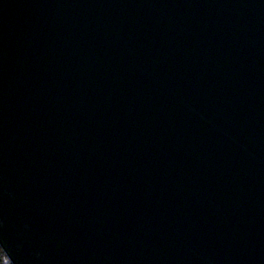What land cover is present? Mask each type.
<instances>
[{
    "label": "water",
    "instance_id": "obj_1",
    "mask_svg": "<svg viewBox=\"0 0 264 264\" xmlns=\"http://www.w3.org/2000/svg\"><path fill=\"white\" fill-rule=\"evenodd\" d=\"M0 246L264 264V0H0Z\"/></svg>",
    "mask_w": 264,
    "mask_h": 264
},
{
    "label": "trees",
    "instance_id": "obj_2",
    "mask_svg": "<svg viewBox=\"0 0 264 264\" xmlns=\"http://www.w3.org/2000/svg\"><path fill=\"white\" fill-rule=\"evenodd\" d=\"M0 264H12V262L9 260L8 256L0 246Z\"/></svg>",
    "mask_w": 264,
    "mask_h": 264
}]
</instances>
